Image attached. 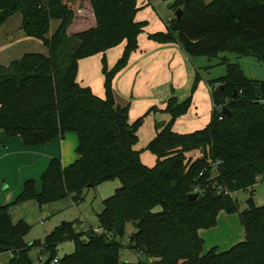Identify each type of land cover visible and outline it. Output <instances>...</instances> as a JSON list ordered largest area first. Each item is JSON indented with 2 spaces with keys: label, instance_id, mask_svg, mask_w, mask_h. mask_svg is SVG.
<instances>
[{
  "label": "trees",
  "instance_id": "16d2710c",
  "mask_svg": "<svg viewBox=\"0 0 264 264\" xmlns=\"http://www.w3.org/2000/svg\"><path fill=\"white\" fill-rule=\"evenodd\" d=\"M95 24L68 33L75 10L66 0H0V26L12 14L22 16L21 28L38 38L47 54L26 52L0 66V130L19 136L27 145L45 144L74 132L77 159L63 165L51 158L41 173V188L27 179L15 199L0 205V256L5 264H36L31 247L49 251L50 263L57 243L75 240V250L57 259L61 264H118L125 224L131 222L130 247L145 259L136 264H264V205L238 211L226 194L264 181V78L246 77L237 63L222 58L224 76L208 80L212 110L209 123L189 133L173 130L186 114L191 95L167 100L169 118L157 124L158 132L147 149L156 156L149 167L135 148L144 116L129 121V104L115 102L112 84L137 49V36L147 25L137 20V0H89ZM182 9L165 31L148 33L159 43H176L189 56L218 57L221 52L253 55L264 65V0H174ZM59 20L49 35L50 22ZM125 42L122 54L108 68L105 52ZM102 53L104 96L77 81L78 61ZM259 95V96H258ZM227 108L230 116L222 113ZM215 176L210 178V171ZM117 178L120 186L103 199L98 229L81 239L71 222L47 233L44 240L25 242L29 225L14 222L9 208L35 199L39 204L64 198L82 199L88 185ZM197 193V197L189 196ZM160 209L157 210L156 207ZM238 211L245 238L225 251L212 247L203 253L199 229L217 224V214Z\"/></svg>",
  "mask_w": 264,
  "mask_h": 264
},
{
  "label": "rangeland",
  "instance_id": "374dc122",
  "mask_svg": "<svg viewBox=\"0 0 264 264\" xmlns=\"http://www.w3.org/2000/svg\"><path fill=\"white\" fill-rule=\"evenodd\" d=\"M142 1H145L146 6L137 12L136 19H146L147 25L144 31L138 34L137 44L138 37L141 44H143L142 39L154 44L156 41L149 39L146 34L166 30L169 20L174 17L175 10L169 7V3L174 0H138V3L140 4ZM76 13L78 11H75V15ZM19 14H13L11 22L17 20L18 16H20ZM56 22L57 20L52 21V27H55ZM81 27H85V25L76 29ZM36 42H20L19 45L24 49L23 53L40 52L47 54L46 47L41 42ZM121 46L123 45L112 47L106 52L105 57L108 68H111L120 57ZM183 54L184 57H182L181 61L177 58L172 63L167 58L165 64H163V61L157 63L158 60L156 58L162 57L156 54L147 60L153 59L150 65L145 66L143 70L132 64L126 65V69H122L123 71L124 69L127 70L126 73L128 72V74L120 78L116 83L115 96L119 102L131 103L129 110L131 108L130 117L133 121L146 113L151 107H165L167 100L172 96H176L181 101L191 95V106L187 111L189 112L187 113L188 118L182 119L184 121L174 122L173 130L177 133H189L204 128L210 121L212 110L210 91L206 82L226 74L227 66L222 62L223 57L237 63L246 77L254 80H262L264 78V65L253 55H238L232 51L221 52L218 57L214 58L203 55L189 56L184 52ZM101 67L102 61L98 58L84 59L80 63L79 81L83 80L84 85H90L96 93H101V96H104V76ZM122 72L121 75L123 74ZM132 84L135 89L132 88ZM140 88L143 89L138 92ZM123 98L124 100H122ZM195 100L198 104L196 108L194 106L192 108L194 102L196 103ZM156 110L158 111H150L144 116L143 122L137 130L138 141L135 145V148L140 151L141 161L149 167L156 163L157 156L147 149V144L156 136L159 130L157 129V124L160 128V124L164 122V119L169 118V115L162 109ZM69 133L77 138L74 132L69 131L65 134L68 136ZM75 146L70 149V153L73 155H76V151L73 150ZM213 176H215V172L211 170L210 178ZM119 186V179H108L96 186L86 188L79 202H74L72 200L74 193H70L64 198L43 204H39L35 199H29L25 202L11 205L9 212L14 222L24 220L29 225L24 237L25 242L29 244H32L35 240L43 241L47 233L64 222H71L73 230L80 234L79 237L81 239H85L87 231L99 227L97 215L103 209V199L114 194ZM226 194L231 196L236 202L239 212L248 208L251 202L255 206L264 205V181L258 180L248 189H240L233 192L226 190ZM156 209L159 210L160 207L157 206ZM238 211L227 213L221 210L217 214L218 225H215L216 229H213L214 226L211 229L198 230L201 236H206L204 238L206 241L204 240L203 253L209 249L210 245H216L217 250H225L245 238L244 227L240 223ZM209 229L210 231H207ZM212 230L215 231L213 232ZM134 231L133 224L127 222L123 236L118 239L121 243L118 264H136L139 260L145 259L143 254L137 253L130 247L129 239ZM74 250V239L63 240L57 243L55 247V257L60 260ZM49 255V251L42 246L31 247L28 252V256L36 264H43ZM8 257L9 253L1 255L0 264H5ZM150 261L151 264H154L152 260ZM50 264L61 263L51 262Z\"/></svg>",
  "mask_w": 264,
  "mask_h": 264
},
{
  "label": "crops",
  "instance_id": "0c3cea01",
  "mask_svg": "<svg viewBox=\"0 0 264 264\" xmlns=\"http://www.w3.org/2000/svg\"><path fill=\"white\" fill-rule=\"evenodd\" d=\"M66 1L68 2L70 6H72V8L75 11H78L79 13V14L76 13L73 19V22L68 28V33L80 31L88 27H91L95 24V18H94L93 11H92L89 0H66ZM137 4L140 7V9L146 6L145 1H142L139 4L137 0ZM17 13L18 12L14 14H17ZM86 14L87 16H85ZM19 15L20 16H18L17 20L13 22H11L13 14L10 15L0 26V66H7L12 60L17 59L21 57L22 54H24L23 53L24 49H22L21 45H19L20 42L24 43L28 41H37L36 43H40V42L42 43L40 39L29 37L25 34L23 29L21 28L22 16L21 14ZM136 17H137V14H136ZM53 20H57V19L51 20L50 29L48 33L49 35H51L54 32V30L57 28L59 24V20H57L56 24L54 25L55 27H52ZM82 25H85V27L76 29L77 27L82 26ZM142 42L143 44H141V42L139 43V37H138L137 49L131 53L127 65L132 64V65L138 66L140 70H143L145 66L150 65L153 59L150 61H147V60L150 57L155 56L156 54L157 56L162 57V58H159V57L156 58L158 60L157 63L158 62L160 63L163 61V64H165V61L167 58H169L170 62L173 63L175 62L177 58L179 61H181L182 57H184L183 50L180 48L178 44L175 45L176 43L165 44V43L154 42L153 44L151 42H147L144 39H142ZM118 45H123L121 46V49H120V53L122 54L125 42L123 41ZM106 52H105V56H106ZM102 55H103L102 53H97L95 55L82 58L78 61L77 81L81 85L88 86V85L83 84V80H81V82L79 81L80 63L83 62L84 59L98 58L101 60ZM125 69L124 71L121 70L114 78L112 89H113L115 102L117 104L121 106L129 104V107H131V103H129L128 101H127L128 103L119 102L115 96L116 83L118 82L120 78L128 74V72L126 73L127 70ZM121 72L123 73L122 75H121ZM124 73L126 74L124 75ZM89 87L91 88L90 85ZM132 88L135 89L133 84H132ZM142 89L143 88H140L138 92H140ZM91 90L97 96L103 97L101 96V93H96L92 88ZM122 100H124V98ZM197 104H198L197 101L196 103L194 102V104L192 105V108L193 106L194 108H196ZM155 108L163 110L165 107L163 106V107H159V108L155 107ZM130 110H129L128 116H129V121L132 122L133 120L130 117ZM193 111H195V109H193ZM187 113L181 117H178L175 120V123L184 121L182 119H187L188 118ZM167 119H164V121H166ZM75 145L77 146V138L73 136V134L71 133H69L68 136L67 134H64L63 137L56 136L51 141L45 144L27 146L22 142L19 136L8 137L5 135V133L2 130H0V205L8 204L11 201H13L15 197L19 194V192L22 190L23 184L27 179H34L36 190L39 191L41 188V179H40L41 173L47 167L50 159L59 158L61 162L63 163V165L72 163L74 160L77 159V154L73 155L70 153V149L72 148V146H75ZM76 146L73 148V150L76 149ZM210 229L207 231H210ZM213 229H216V226ZM212 231L214 232L215 230H212ZM201 237L203 238V240L206 241V239H204L206 238V236H201ZM212 247L217 248L216 245H210L209 249H211ZM225 250L218 249L217 251L220 252V251H225Z\"/></svg>",
  "mask_w": 264,
  "mask_h": 264
},
{
  "label": "water",
  "instance_id": "95a60500",
  "mask_svg": "<svg viewBox=\"0 0 264 264\" xmlns=\"http://www.w3.org/2000/svg\"><path fill=\"white\" fill-rule=\"evenodd\" d=\"M172 3H173V1L169 3V6H171ZM181 16H182V9H181V8H177V9L175 10V12H174V17H175L177 20H179V19L181 18ZM258 96H259V95H258ZM222 113L225 114L226 116H230V111H229L227 108H223V109H222ZM88 187H91V185H88ZM189 197H190L191 199H193V198L197 197V193H194L193 195H190ZM43 264H50V258H47V259L43 262Z\"/></svg>",
  "mask_w": 264,
  "mask_h": 264
},
{
  "label": "built area",
  "instance_id": "2783aa9c",
  "mask_svg": "<svg viewBox=\"0 0 264 264\" xmlns=\"http://www.w3.org/2000/svg\"><path fill=\"white\" fill-rule=\"evenodd\" d=\"M165 1H168V0H165ZM263 103H264V101H263ZM94 232H95V233H100L101 230L98 229V228H96V229H94ZM53 262L56 263V262H57V259H54Z\"/></svg>",
  "mask_w": 264,
  "mask_h": 264
}]
</instances>
